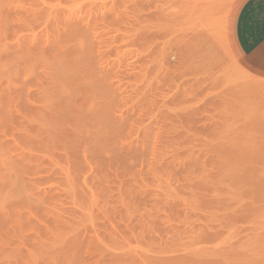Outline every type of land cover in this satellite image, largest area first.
Listing matches in <instances>:
<instances>
[{
	"label": "rangeland",
	"instance_id": "rangeland-1",
	"mask_svg": "<svg viewBox=\"0 0 264 264\" xmlns=\"http://www.w3.org/2000/svg\"><path fill=\"white\" fill-rule=\"evenodd\" d=\"M224 1L0 0V264H264V71Z\"/></svg>",
	"mask_w": 264,
	"mask_h": 264
},
{
	"label": "crops",
	"instance_id": "crops-1",
	"mask_svg": "<svg viewBox=\"0 0 264 264\" xmlns=\"http://www.w3.org/2000/svg\"><path fill=\"white\" fill-rule=\"evenodd\" d=\"M233 34L241 55L264 71V0H242L235 14Z\"/></svg>",
	"mask_w": 264,
	"mask_h": 264
},
{
	"label": "bare ground",
	"instance_id": "bare-ground-1",
	"mask_svg": "<svg viewBox=\"0 0 264 264\" xmlns=\"http://www.w3.org/2000/svg\"><path fill=\"white\" fill-rule=\"evenodd\" d=\"M222 2L226 3V1H224V0L221 1V0H220V3H222ZM229 2H231V1H229ZM229 2L227 1V3H229ZM213 3H214V2H213ZM224 3H223V4H224ZM215 4H216V6H217L218 3H215ZM209 5H210V4H209ZM209 5H208V6H209ZM213 5H214V4H213ZM219 5H220V4H219ZM222 6H223V5H222ZM209 7H210V6H209ZM212 7H213V6H211V9L216 8L215 6H214V8H212Z\"/></svg>",
	"mask_w": 264,
	"mask_h": 264
}]
</instances>
